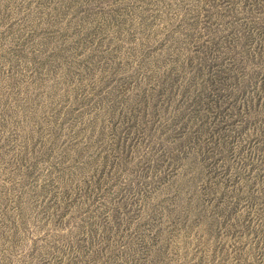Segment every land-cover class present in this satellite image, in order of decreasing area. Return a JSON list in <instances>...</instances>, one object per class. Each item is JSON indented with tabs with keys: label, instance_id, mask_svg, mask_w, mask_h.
<instances>
[{
	"label": "rangeland",
	"instance_id": "obj_1",
	"mask_svg": "<svg viewBox=\"0 0 264 264\" xmlns=\"http://www.w3.org/2000/svg\"><path fill=\"white\" fill-rule=\"evenodd\" d=\"M0 264H264V0H0Z\"/></svg>",
	"mask_w": 264,
	"mask_h": 264
}]
</instances>
